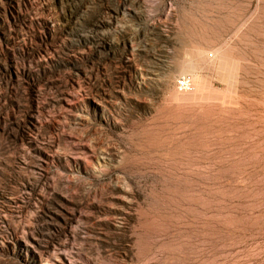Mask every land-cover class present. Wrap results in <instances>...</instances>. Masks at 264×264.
I'll use <instances>...</instances> for the list:
<instances>
[{"label": "rangeland", "instance_id": "rangeland-1", "mask_svg": "<svg viewBox=\"0 0 264 264\" xmlns=\"http://www.w3.org/2000/svg\"><path fill=\"white\" fill-rule=\"evenodd\" d=\"M0 264H264V0H0Z\"/></svg>", "mask_w": 264, "mask_h": 264}, {"label": "built area", "instance_id": "built-area-1", "mask_svg": "<svg viewBox=\"0 0 264 264\" xmlns=\"http://www.w3.org/2000/svg\"><path fill=\"white\" fill-rule=\"evenodd\" d=\"M178 89L182 92L192 91L195 87V82L190 77H181L177 83Z\"/></svg>", "mask_w": 264, "mask_h": 264}, {"label": "bare ground", "instance_id": "bare-ground-1", "mask_svg": "<svg viewBox=\"0 0 264 264\" xmlns=\"http://www.w3.org/2000/svg\"><path fill=\"white\" fill-rule=\"evenodd\" d=\"M242 140V139H241ZM263 153V152H262ZM226 163V162H225ZM253 169V168H252Z\"/></svg>", "mask_w": 264, "mask_h": 264}]
</instances>
